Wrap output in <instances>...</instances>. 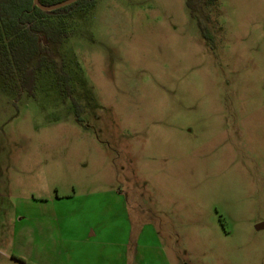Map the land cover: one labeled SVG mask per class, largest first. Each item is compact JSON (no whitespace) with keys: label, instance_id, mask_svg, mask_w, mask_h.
<instances>
[{"label":"rangeland","instance_id":"obj_1","mask_svg":"<svg viewBox=\"0 0 264 264\" xmlns=\"http://www.w3.org/2000/svg\"><path fill=\"white\" fill-rule=\"evenodd\" d=\"M94 2L0 77V264H264V0Z\"/></svg>","mask_w":264,"mask_h":264},{"label":"trees","instance_id":"obj_2","mask_svg":"<svg viewBox=\"0 0 264 264\" xmlns=\"http://www.w3.org/2000/svg\"><path fill=\"white\" fill-rule=\"evenodd\" d=\"M49 6L65 0H38ZM94 0H78L68 6L43 11L33 0H0V77L15 80L17 86L33 97L37 87V73L50 63L68 32L55 26L54 18L67 19L94 6ZM191 14L197 18L204 38L210 39L204 21L198 15L201 0H186ZM56 75L66 93L71 92L70 75L58 66Z\"/></svg>","mask_w":264,"mask_h":264},{"label":"water","instance_id":"obj_3","mask_svg":"<svg viewBox=\"0 0 264 264\" xmlns=\"http://www.w3.org/2000/svg\"><path fill=\"white\" fill-rule=\"evenodd\" d=\"M76 1H78V0H65L63 2L53 4V5H49V6H44V5L40 4L38 0H33V3L35 6H37L38 8H40L43 11H53V10L68 6V5H70Z\"/></svg>","mask_w":264,"mask_h":264}]
</instances>
